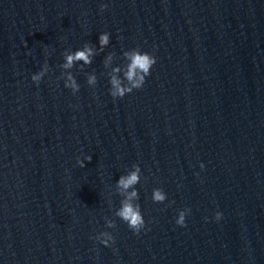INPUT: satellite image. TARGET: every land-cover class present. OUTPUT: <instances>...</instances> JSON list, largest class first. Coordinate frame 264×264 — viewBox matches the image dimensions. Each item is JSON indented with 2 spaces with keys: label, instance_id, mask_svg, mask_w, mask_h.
Instances as JSON below:
<instances>
[{
  "label": "water",
  "instance_id": "1",
  "mask_svg": "<svg viewBox=\"0 0 264 264\" xmlns=\"http://www.w3.org/2000/svg\"><path fill=\"white\" fill-rule=\"evenodd\" d=\"M133 48L156 63L113 99ZM136 164L139 234L115 215ZM0 264H264V0H0Z\"/></svg>",
  "mask_w": 264,
  "mask_h": 264
},
{
  "label": "clouds",
  "instance_id": "2",
  "mask_svg": "<svg viewBox=\"0 0 264 264\" xmlns=\"http://www.w3.org/2000/svg\"><path fill=\"white\" fill-rule=\"evenodd\" d=\"M101 8L102 10L107 8V4H102ZM99 44L100 50L103 51L104 46L109 44L108 33L105 32L100 34ZM94 55V49L86 44L82 49H78L74 53L67 54L64 57V63L62 64V67L64 69H71L77 61H83L86 65L91 64L92 57ZM124 56L129 61L125 71V78L127 80V83H123L115 75L110 78L109 93L113 99L123 98L126 94H130L133 90L142 88L145 83L146 77L150 75L151 69L156 63V57L153 54L149 52H142L138 48H133L131 50L125 51ZM110 60L111 56H109L108 59L104 61L105 66L108 65ZM48 69V64L45 63L41 71H39L37 74L32 75V81L39 84V82L47 74ZM113 71L119 72L120 69L114 68ZM87 83L90 86H95L97 83V77L95 75H90L87 78ZM65 87L71 89L73 93L79 91V85L77 84L76 79L70 73L65 80ZM85 159L90 162L92 157L88 156ZM77 163L80 164L81 167L84 166V161L82 160L78 159ZM133 167V171H131L127 175H121L119 180L117 181L118 188H122L124 190L132 188L133 190L120 202V207L117 209L115 215L124 223H126L134 233L139 234V232L145 227V220L141 212L140 205L136 202L139 200V196L135 188V186L140 181L141 169L137 164ZM204 167L205 165L201 163L200 168L203 169ZM166 198V193L162 189H153V202L163 203ZM190 211V209L180 210L176 219V224L181 227H186V216L190 213ZM215 218L217 220L221 219L222 213L216 212ZM115 226L116 225L114 221H108L106 225L107 228H114ZM95 239L99 240L105 246H109L110 242H114V237L108 231L100 233V235L95 237Z\"/></svg>",
  "mask_w": 264,
  "mask_h": 264
}]
</instances>
